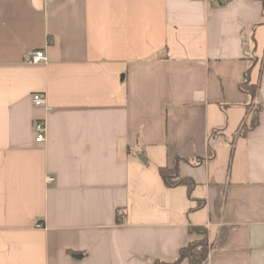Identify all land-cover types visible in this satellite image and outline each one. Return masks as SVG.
<instances>
[{"label":"crops","instance_id":"0c3cea01","mask_svg":"<svg viewBox=\"0 0 264 264\" xmlns=\"http://www.w3.org/2000/svg\"><path fill=\"white\" fill-rule=\"evenodd\" d=\"M205 237L204 264H264V0H0V264L173 262Z\"/></svg>","mask_w":264,"mask_h":264},{"label":"trees","instance_id":"16d2710c","mask_svg":"<svg viewBox=\"0 0 264 264\" xmlns=\"http://www.w3.org/2000/svg\"><path fill=\"white\" fill-rule=\"evenodd\" d=\"M243 88L246 91L252 92L254 94L255 88L249 85L248 81L243 84ZM256 123L257 118L253 120L252 126L256 125ZM159 171L167 186L174 187L180 184H188L189 191H191L193 183L188 179H185L180 176L177 165H175L174 168L160 167ZM194 230L204 234V236L206 235L205 228L191 227V231ZM208 253V243L205 237L200 241L190 243L188 246L182 248L179 254V258L177 260L173 262L156 261L154 264H179L184 259H188L191 264H204V262L207 260Z\"/></svg>","mask_w":264,"mask_h":264},{"label":"built area","instance_id":"2783aa9c","mask_svg":"<svg viewBox=\"0 0 264 264\" xmlns=\"http://www.w3.org/2000/svg\"><path fill=\"white\" fill-rule=\"evenodd\" d=\"M48 57L44 50H33L28 52L23 59L24 63L27 64H46L48 63ZM33 102L37 106L47 107L46 97L43 93H35L33 95ZM35 131L37 133L36 141L38 143L45 142L47 138V123L45 120H39L34 125ZM51 180V178H49ZM119 215H123V209L120 208L118 211ZM40 226V223H37Z\"/></svg>","mask_w":264,"mask_h":264}]
</instances>
